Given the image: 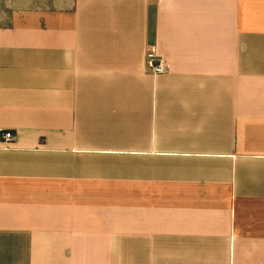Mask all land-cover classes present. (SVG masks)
<instances>
[{
    "label": "crops",
    "instance_id": "crops-1",
    "mask_svg": "<svg viewBox=\"0 0 264 264\" xmlns=\"http://www.w3.org/2000/svg\"><path fill=\"white\" fill-rule=\"evenodd\" d=\"M38 1L0 4V264H264V0Z\"/></svg>",
    "mask_w": 264,
    "mask_h": 264
},
{
    "label": "built area",
    "instance_id": "built-area-1",
    "mask_svg": "<svg viewBox=\"0 0 264 264\" xmlns=\"http://www.w3.org/2000/svg\"><path fill=\"white\" fill-rule=\"evenodd\" d=\"M145 58H146L147 65L149 66L151 72H153L154 74H162L168 71L167 67L161 61H158L156 59L154 50L152 48H150L147 51ZM0 136H1V139L6 140V141L12 140L14 138L13 133L9 130L3 131Z\"/></svg>",
    "mask_w": 264,
    "mask_h": 264
},
{
    "label": "rangeland",
    "instance_id": "rangeland-1",
    "mask_svg": "<svg viewBox=\"0 0 264 264\" xmlns=\"http://www.w3.org/2000/svg\"><path fill=\"white\" fill-rule=\"evenodd\" d=\"M49 5H55V0H48L47 2ZM1 8H10V6H22V5H27V4H40L38 0H32L30 3L23 2V0H1Z\"/></svg>",
    "mask_w": 264,
    "mask_h": 264
}]
</instances>
